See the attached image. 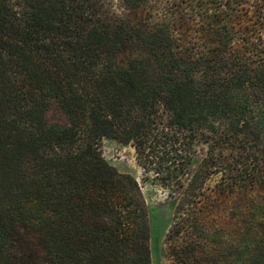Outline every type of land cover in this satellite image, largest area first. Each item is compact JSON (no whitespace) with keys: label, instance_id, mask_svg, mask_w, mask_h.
Here are the masks:
<instances>
[{"label":"trees","instance_id":"1","mask_svg":"<svg viewBox=\"0 0 264 264\" xmlns=\"http://www.w3.org/2000/svg\"><path fill=\"white\" fill-rule=\"evenodd\" d=\"M194 2L217 6L208 52L179 42L176 17L143 27L98 0H0V264H152L138 183L104 159L105 138L184 188L170 264L226 262L212 235L233 198L261 191L264 217V0L176 7ZM140 42L145 60L117 65ZM201 138L240 158L213 196L199 175L185 183Z\"/></svg>","mask_w":264,"mask_h":264},{"label":"rangeland","instance_id":"2","mask_svg":"<svg viewBox=\"0 0 264 264\" xmlns=\"http://www.w3.org/2000/svg\"><path fill=\"white\" fill-rule=\"evenodd\" d=\"M98 1L105 12L143 27H145V19H150L154 23L156 20L151 19L153 17L170 25L169 18L176 17L180 26L176 24L175 35L182 45L189 49L196 48L205 51L213 45V38L208 36L204 26L209 23L208 17L216 13V5L208 6L204 5V2L181 3L179 8L176 4L180 3V0ZM199 6L200 8H197ZM144 37V35L141 37L142 41ZM144 50V42L132 45V52L117 56V65L126 66L134 57L140 61L145 60ZM49 117L55 120L59 118L58 112L52 107ZM260 131L264 142V119L260 124ZM194 149L195 153L189 174L185 177V183L193 176L199 175L201 179L198 180V185L204 183V192L213 196L215 186L221 181L223 174L229 175V172L223 169L233 165L234 158L236 160L240 158L235 150L204 138L200 139ZM102 151L104 159L110 166L122 175L131 176L138 183L148 213L152 264H170L172 258L169 253L168 238L177 222V205L183 197L184 188L171 191L163 187L153 176H145L138 164L137 154L132 145L105 138ZM258 193L262 192L258 191ZM258 193L254 195L253 192H249L243 195L240 201L233 198V201L223 208L225 212L222 211L221 226L217 229V234L212 235L215 242L221 243L216 254L217 257L226 260L221 264H264V217L257 210L258 207L260 208L262 197ZM232 225L235 226L232 227ZM182 237L183 234L174 236L177 244L181 242Z\"/></svg>","mask_w":264,"mask_h":264}]
</instances>
